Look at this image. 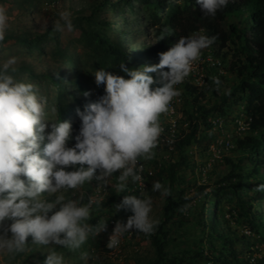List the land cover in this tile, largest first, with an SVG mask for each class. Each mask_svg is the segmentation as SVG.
<instances>
[{"label":"trees","instance_id":"obj_1","mask_svg":"<svg viewBox=\"0 0 264 264\" xmlns=\"http://www.w3.org/2000/svg\"><path fill=\"white\" fill-rule=\"evenodd\" d=\"M24 1L27 9L32 10L30 7L37 0ZM71 19L73 30H77L79 36L64 45L54 37L56 33L51 31V24L42 32H32V35L24 32L16 40L30 47L32 53L45 55L48 59L40 72L29 63L20 65L17 71L25 73L28 81L39 90L44 89L45 83L52 84L56 91L50 105L56 109L54 120L69 121L72 137L80 127L76 110L82 111L86 103L98 100L103 94V85L94 83L91 72L104 68L127 78L120 71L119 63L133 69L158 63V53L166 51L179 37L189 36L199 27L204 29V35L216 37L211 46L216 47V55L227 61L225 69L229 75L225 76L224 82L215 75L223 88L215 97L219 87L212 82L211 95L206 102H202L206 97L203 88L198 89L188 82L182 85V100L191 106L190 110H183L190 125L185 138L178 140L176 145L180 162L168 164L163 170L167 174L169 194L159 223L151 234L146 235L155 251V258L147 264H264V256L252 259L249 242L255 238L264 243V208L261 209L264 191L255 190L257 184L264 183V0H229L215 17L203 16L195 0H88L85 7L71 13ZM125 25L128 29L123 28ZM165 29L170 30V34L153 43ZM111 32L116 37L111 38ZM137 33L143 38L136 42L133 38ZM54 38L47 52L46 42ZM70 44L81 50L69 49ZM18 78L23 79L22 75ZM84 92L88 95L85 96ZM233 107L238 109L235 120L239 114L246 115L249 129L230 140L233 146H229V150L235 156L224 157L229 164L228 170L214 182L196 183L193 194L176 199L172 193L174 185L186 183V178L177 174V167L185 162L187 147L204 140L210 126L209 115H220ZM70 115L78 120H71ZM197 132H201V136ZM74 143L75 140L70 138L68 145ZM159 178L163 179L161 174ZM207 187L210 189L204 193ZM110 193L107 200L94 205L89 218L91 225L100 224L95 211H114L119 197L113 190ZM201 193L209 197L205 205L210 214L205 206L200 211L192 210V197ZM82 196L86 198L85 194ZM186 205L189 216L186 219L182 214L181 221L186 220L188 224L178 239L171 224L176 222L175 209L179 208L182 213ZM113 214L119 215L118 212ZM113 214L108 216L115 217ZM190 235L195 238L190 240ZM238 241L244 242V251H237L235 244ZM178 244L184 247L176 250ZM27 245L31 246L30 257L42 263L46 255L42 246L37 248L39 245L33 244L30 238ZM83 245L95 249L98 241L87 239Z\"/></svg>","mask_w":264,"mask_h":264},{"label":"clouds","instance_id":"obj_2","mask_svg":"<svg viewBox=\"0 0 264 264\" xmlns=\"http://www.w3.org/2000/svg\"><path fill=\"white\" fill-rule=\"evenodd\" d=\"M228 2L195 0L205 17H215ZM9 26L7 10L0 6V41ZM73 27L68 11L60 12L51 23L54 33L72 32ZM169 34L170 30L165 29L153 43ZM215 40V36L194 31L181 36L166 51L158 53V63L136 69L119 63L127 78L104 68L91 72L94 83L103 85V94L86 103L82 111L76 110L80 127L74 137L69 121L46 118L47 101L38 94L36 85L14 76L16 57L0 63V253L23 252L29 238L39 246L80 249L90 233L97 235L106 227L105 221L98 226L87 222L96 201L89 198L81 203L82 195L93 191V181L99 188H111L114 174L116 183L112 187L115 193H121L115 208L130 213L123 223H115L114 216L107 218L109 227L114 225L110 220L115 223L108 240L105 236L107 248L118 247L120 237L130 230L151 234L159 223L150 217L152 200L145 197L146 188L142 193L129 190L132 185L128 181L143 187L139 174L143 168L138 167V161L152 158L162 132L159 116L180 95L175 86L192 75L202 51ZM211 79L214 86H219L217 77ZM239 128L243 129L240 124ZM70 138L75 140L72 146L68 145ZM229 143L226 141L227 147L231 146ZM89 182V189L80 192V198L69 199L62 194ZM151 187L162 196L169 194V189L158 181ZM255 190L264 191V183L257 184ZM80 258L87 264L86 252ZM42 264H65L64 256L48 251Z\"/></svg>","mask_w":264,"mask_h":264},{"label":"rangeland","instance_id":"obj_3","mask_svg":"<svg viewBox=\"0 0 264 264\" xmlns=\"http://www.w3.org/2000/svg\"><path fill=\"white\" fill-rule=\"evenodd\" d=\"M86 1L88 0H37L35 5L30 7L32 10H28L24 0H0V6H3L7 10L10 20V26L5 32L4 40L0 41V63L4 62L9 57H16L17 64L15 67L17 70L20 68V65L29 63L34 65L33 67L35 68L36 72H40L42 66L46 64L48 59L45 57V55L40 56L36 52L32 53L30 51V47L23 45L20 41L16 40V38L22 35L24 32H30V35L33 34L32 32H42L46 26L50 25L59 18L60 12L68 11L71 14L72 12L79 10L82 6L85 7ZM114 28L115 24L112 26V29ZM123 28L128 29L126 25L123 26ZM194 33L204 34V29L199 27L198 29L194 30ZM78 36L79 32L77 30H73L72 32L64 31L56 33L54 37H57L59 43L64 45L69 39L77 38ZM110 37H116L115 33L111 32ZM55 38L46 42L45 48L47 52L52 46ZM126 38H129V35H126ZM141 38H143V35L137 33L135 34L133 40L137 42L141 40ZM128 46L131 47V45ZM215 48L216 47L214 46H209L208 48L204 49L202 51L200 60L197 61V68L193 70L192 75L188 79H185L182 83L175 86L179 90L180 95L177 96L179 101L177 103L174 115L172 116L166 112L159 116L160 127L165 126L166 129H168V126L171 124L172 120H175V137H173L171 142L168 144L157 145L156 148L153 149V155L151 159L142 158L144 162L153 170V175L148 179L145 197L151 198L152 211L150 213V217L157 220H159L162 216L163 209L167 203V196H162L160 192H154L151 187L152 183L158 181L163 187L168 189L166 185L167 174L166 172H163V170L168 167V164L177 161L180 162L179 152L177 151L176 145L178 140L185 138L190 125V121L185 119L183 110H190L191 106L186 105L182 100V85L183 83L188 82L195 85L198 89L203 88V90H205L206 97L202 99V102H206L207 97H210L211 95V78L215 77V75H219L224 82L225 76L229 75L228 71L225 69L227 61L224 58L216 55ZM69 49H74V46L70 44ZM74 50L78 52L81 49L76 47ZM212 71H216V74ZM24 74H21L17 71L14 73V76L19 80L18 77L22 75V80H24V82H29L28 78ZM45 84L46 85L44 89H38V94L43 95L45 98L48 96V98H46L47 104L45 108L46 118L54 119V111H52L53 108L50 105L56 91L52 84ZM218 87L219 88L216 89V93L214 95L215 97L221 93L223 88L221 85ZM45 93H47V95ZM236 115H238V109H236V107L230 108L225 113L220 115L215 113L213 115H209L208 121L210 122V126L206 129L207 131L205 130L207 135H205L204 140L201 142L197 141L191 143L185 151V153L187 152V155H185L187 156L185 162L181 163L177 167V174L184 176L186 178V183L174 185L175 189L172 190V193H174V197L176 199L181 196L193 194L196 183L199 184L204 182H214L228 170L229 164L225 162L224 157L231 156L234 158L235 154L230 152V147L226 146V141L230 142L232 137L235 135L239 136L240 134L243 135V133L249 129V119L246 117V115L239 114L240 117L237 121L235 120ZM68 118L71 120L77 119L76 116L72 115H70ZM239 124L243 127V129L245 126L246 128L244 130L240 129ZM199 130L203 131L202 129ZM201 134V132H197V135L201 136ZM43 143L44 142L41 143V147H43ZM230 144L232 143L230 142ZM159 174H161L163 179L159 178ZM110 183L111 188L107 187V192H98V194L94 193L93 191L90 192V195H98L99 198L95 200L96 204L107 200L111 194V190L114 191L112 185L116 183L115 174L110 178ZM90 185L91 184L89 182L77 189L68 190L62 194H64L66 198L69 199L80 198V192L83 190H88ZM209 189L210 187L205 188L204 193H208ZM204 193H201L199 196L192 197L191 206L193 211H200L201 209H204V206L205 209L208 208L207 205H205V202L207 198L209 199V197H207ZM118 197L119 203L121 200V193L118 194ZM87 201L88 196H86V198L83 197L81 203H86ZM93 207L94 204L92 206L91 212L95 208ZM263 208L264 206L261 207L262 210ZM97 211L98 212L95 211L94 213L99 216L98 220H100V223L105 221L106 225L105 230L99 234H89L88 239L92 238L98 241L97 248L93 249L89 248L88 245H82L78 250L69 251L59 246H42V251L47 253L48 251L54 250L59 254H63L65 264H83V261L80 258V254L82 252H86L88 254L87 264H147L150 261H153L155 258V251L154 247L150 243V239L146 236V234L136 232L135 230H130L131 232H126L120 237V246L118 248L109 249L106 246L107 240L105 236H107L106 233L110 229L109 224H107V218L111 217L108 215L118 212L119 215L117 216L113 214L115 215V223L117 221L123 223L129 216L127 214L128 212L130 213V210H116L115 208V212L109 210V213L108 211L105 213L103 209H99ZM188 212L189 207L187 205L182 208V213L180 212L179 208L175 209L174 221L176 222L174 225L171 224V229H176L174 236L178 237V239L181 238L180 233L188 224L186 220L184 222L181 221L182 214H185L187 219L189 216ZM87 222L89 224L91 223L89 220ZM112 226H115V224ZM111 231L112 229H110L109 232ZM244 231L246 232V230ZM97 236L100 237L97 238ZM190 236V240L195 238L193 235ZM249 242L251 244L250 250H252V259L264 256L263 242H259L255 238H251ZM236 243H238L235 244L237 251H244V249H242V246H244L242 243L244 242L238 241ZM176 246V250H180V248L184 247L181 244ZM37 248H40V246ZM30 251L31 246L26 245L23 252L17 253L15 255L0 253V264H42L41 261L36 260V258L30 257ZM34 255L36 256V254Z\"/></svg>","mask_w":264,"mask_h":264},{"label":"built area","instance_id":"obj_4","mask_svg":"<svg viewBox=\"0 0 264 264\" xmlns=\"http://www.w3.org/2000/svg\"><path fill=\"white\" fill-rule=\"evenodd\" d=\"M197 68V62L193 65V70ZM192 70V71H193ZM191 73V72H190ZM178 101V98H173V101L170 103L169 105V109L167 111L168 114H173L175 112V103ZM175 127H176V123H175V120H172L171 124L168 126V129L164 127H161L162 128V132L160 134V136L158 137V143L157 145H165V144H168L171 142L172 138L175 137ZM138 167H142L143 168V171L140 172L139 174L143 177V187H141V185L139 183H133L131 181V179H129V184H131L132 186H129L131 191H137L139 193H142L145 188H146V184H147V178L151 175H153V170L142 160V158L139 159L138 161ZM117 172H119V170H117ZM94 182V185H93V192L94 193H97L100 192V193H103V192H106L107 191V188H99L97 187L96 185V181H93ZM97 191V192H95ZM97 194H92V195H88V199L89 198H92L93 200H96L98 199V195ZM111 224H115L114 223V220H110ZM112 230L114 228V226H111L110 227ZM112 232V231H111ZM111 232H109L107 234V240L109 238V235L111 234ZM120 246V244L118 245V247ZM116 247V248H118Z\"/></svg>","mask_w":264,"mask_h":264}]
</instances>
